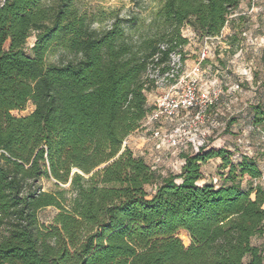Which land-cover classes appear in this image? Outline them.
Returning a JSON list of instances; mask_svg holds the SVG:
<instances>
[{"label":"trees","instance_id":"1","mask_svg":"<svg viewBox=\"0 0 264 264\" xmlns=\"http://www.w3.org/2000/svg\"><path fill=\"white\" fill-rule=\"evenodd\" d=\"M241 1L159 0L134 40L119 15L92 28L76 0H1L0 264H264L253 243L264 234V185L255 182L263 170L253 156L210 145L181 152L180 171L165 174L124 146L152 108L154 57L166 64L183 52L185 26L202 41L221 35ZM56 46L73 56L48 63ZM29 102V114H13ZM213 158L220 184L204 180ZM44 178L56 189L45 190ZM49 206L57 212L46 223L39 212Z\"/></svg>","mask_w":264,"mask_h":264},{"label":"rangeland","instance_id":"2","mask_svg":"<svg viewBox=\"0 0 264 264\" xmlns=\"http://www.w3.org/2000/svg\"><path fill=\"white\" fill-rule=\"evenodd\" d=\"M53 3L56 0H45ZM1 3V0H0ZM81 11L87 12L92 19V28L103 29L119 15L129 22L125 23L126 33L130 38L139 40L146 33L148 25L159 6V0H144L138 7L131 0H76ZM229 23L223 29V36L213 39L212 59L205 64L202 79L213 86L223 88L225 101L230 103L228 110H222L218 120L222 124L211 134L210 142L216 148L225 147L232 150L236 158L242 154L253 156L263 170L260 180L264 185V122L253 123V114L258 105L264 106V0H242L229 18ZM189 38L185 46V62L191 70L199 56L202 40L190 26L182 30ZM36 39L33 33L27 40L26 50L31 54V47ZM73 56L62 47H53L47 55V62H62ZM232 86L237 90L229 93ZM148 102L152 103L157 96V90L147 93ZM34 109L29 102L26 109L13 111L15 115H27ZM231 120L232 123L230 122ZM134 153L142 155L153 168L162 173H178L181 168L179 151L167 144L158 143L151 136V131L140 130L130 140ZM221 159L213 158L202 166L205 181H215L218 184L224 180L220 167ZM247 178L243 184L247 186ZM45 190L56 189L53 179H42ZM151 192L153 186L147 185ZM57 209L49 206L39 212L42 221L50 222ZM179 236L187 246L191 239L187 231L180 230ZM264 253V234L253 238Z\"/></svg>","mask_w":264,"mask_h":264},{"label":"built area","instance_id":"3","mask_svg":"<svg viewBox=\"0 0 264 264\" xmlns=\"http://www.w3.org/2000/svg\"><path fill=\"white\" fill-rule=\"evenodd\" d=\"M230 18V16H229ZM223 36L205 37L199 56L191 70L185 62L184 51L170 53L166 64L154 57L147 69V76L154 83L157 96L150 112L142 122L140 130L151 131L158 143L167 144L181 152L199 151L209 147L213 130L222 125L218 118L230 103L223 99L226 91L202 79L205 64L212 59L213 39ZM165 49V45H162ZM232 86L229 93L236 91ZM124 141V146L129 145Z\"/></svg>","mask_w":264,"mask_h":264},{"label":"crops","instance_id":"4","mask_svg":"<svg viewBox=\"0 0 264 264\" xmlns=\"http://www.w3.org/2000/svg\"><path fill=\"white\" fill-rule=\"evenodd\" d=\"M134 133H136V131H135ZM134 133H132V134L130 135L129 139H128V140H129V142H128V143H129V146H130V140H131V138H132V135H134ZM130 147H131V146H130Z\"/></svg>","mask_w":264,"mask_h":264},{"label":"water","instance_id":"5","mask_svg":"<svg viewBox=\"0 0 264 264\" xmlns=\"http://www.w3.org/2000/svg\"><path fill=\"white\" fill-rule=\"evenodd\" d=\"M112 161V160H111Z\"/></svg>","mask_w":264,"mask_h":264}]
</instances>
